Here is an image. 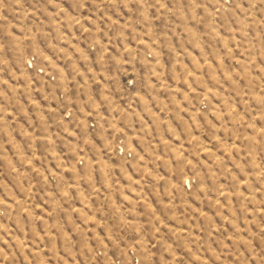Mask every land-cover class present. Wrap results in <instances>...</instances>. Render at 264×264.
Instances as JSON below:
<instances>
[{
	"label": "rangeland",
	"instance_id": "1",
	"mask_svg": "<svg viewBox=\"0 0 264 264\" xmlns=\"http://www.w3.org/2000/svg\"><path fill=\"white\" fill-rule=\"evenodd\" d=\"M0 264H264V0H0Z\"/></svg>",
	"mask_w": 264,
	"mask_h": 264
}]
</instances>
